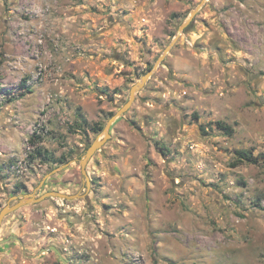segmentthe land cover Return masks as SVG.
Instances as JSON below:
<instances>
[{
    "label": "rangeland",
    "instance_id": "rangeland-1",
    "mask_svg": "<svg viewBox=\"0 0 264 264\" xmlns=\"http://www.w3.org/2000/svg\"><path fill=\"white\" fill-rule=\"evenodd\" d=\"M202 1L0 0V211L87 194L6 216L0 264H264V0Z\"/></svg>",
    "mask_w": 264,
    "mask_h": 264
},
{
    "label": "water",
    "instance_id": "water-1",
    "mask_svg": "<svg viewBox=\"0 0 264 264\" xmlns=\"http://www.w3.org/2000/svg\"><path fill=\"white\" fill-rule=\"evenodd\" d=\"M206 0H203L202 3H204ZM202 4L199 5L197 9H195L191 15L188 17V19L178 28L177 34L174 37L172 43L164 50V53L162 56L159 58L157 64L149 71L147 72L140 81H138L136 84H134L130 90V98L129 100L108 120L105 128L103 129V135L101 137H98L96 140H94L90 146L87 148L86 153L84 156L80 159V164H81V170L82 173L85 176L86 184H87V190L89 191L90 186H91V180L87 172V165L89 164L90 160L93 158V156L101 150L106 143L111 139L112 134H111V127L112 125L116 122V120L123 116L133 105V103L136 100L137 93L145 87L149 79L153 76L155 70L157 67L161 64V61L165 58V56L169 53L171 48L175 45V43L178 41V39L181 37L182 33H184L188 27L192 24L195 15L199 11L200 7ZM66 165V164H65ZM64 166V165H63ZM61 167L56 168L54 171L59 170ZM87 194H68L65 192L61 191H56V190H51L47 191L41 195H37L36 193H27L24 194L23 196H15L13 197L14 202L9 201L0 211V231L2 227V223L5 219L6 216L9 214L19 210L20 208L29 205V204H39L44 202L45 200L49 198H61V199H67V200H72L76 198H82L86 196ZM15 237V236H13ZM8 241L7 239H0V244L5 243ZM19 242H21L19 240ZM22 244V243H21ZM23 245V244H22ZM50 250H54L58 255L60 260L64 264H70L63 256L61 251L55 247L51 246L49 248H43L40 252H38L35 256H39L40 254L44 252H48Z\"/></svg>",
    "mask_w": 264,
    "mask_h": 264
},
{
    "label": "trees",
    "instance_id": "trees-1",
    "mask_svg": "<svg viewBox=\"0 0 264 264\" xmlns=\"http://www.w3.org/2000/svg\"><path fill=\"white\" fill-rule=\"evenodd\" d=\"M0 111H1V107H0ZM218 126L219 128L223 129L224 131H226L227 133L231 134L233 132V128L231 125H228L224 122H221V121H218ZM103 129V125H99L97 127V130L98 131H101ZM39 154H42V149L40 148L38 150ZM244 158L246 159H252V156L248 154V152L246 150H240L239 152ZM44 155L46 157H48V159H52L53 158V155H51L48 150H44ZM65 161L64 160H61L60 163H64Z\"/></svg>",
    "mask_w": 264,
    "mask_h": 264
}]
</instances>
